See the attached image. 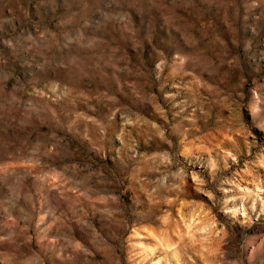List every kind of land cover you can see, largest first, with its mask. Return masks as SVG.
I'll return each instance as SVG.
<instances>
[{
    "label": "rangeland",
    "instance_id": "374dc122",
    "mask_svg": "<svg viewBox=\"0 0 264 264\" xmlns=\"http://www.w3.org/2000/svg\"><path fill=\"white\" fill-rule=\"evenodd\" d=\"M0 264H264V0H0Z\"/></svg>",
    "mask_w": 264,
    "mask_h": 264
},
{
    "label": "bare ground",
    "instance_id": "6f19581e",
    "mask_svg": "<svg viewBox=\"0 0 264 264\" xmlns=\"http://www.w3.org/2000/svg\"><path fill=\"white\" fill-rule=\"evenodd\" d=\"M249 189V188H248ZM248 191V190H247Z\"/></svg>",
    "mask_w": 264,
    "mask_h": 264
}]
</instances>
